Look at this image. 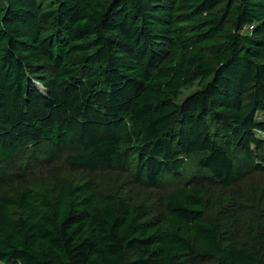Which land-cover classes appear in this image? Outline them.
<instances>
[{
  "label": "trees",
  "instance_id": "obj_1",
  "mask_svg": "<svg viewBox=\"0 0 264 264\" xmlns=\"http://www.w3.org/2000/svg\"><path fill=\"white\" fill-rule=\"evenodd\" d=\"M258 113L264 0H0V264H264Z\"/></svg>",
  "mask_w": 264,
  "mask_h": 264
},
{
  "label": "rangeland",
  "instance_id": "obj_2",
  "mask_svg": "<svg viewBox=\"0 0 264 264\" xmlns=\"http://www.w3.org/2000/svg\"><path fill=\"white\" fill-rule=\"evenodd\" d=\"M199 85L195 82L193 85L185 87L182 89L180 93V99L191 93L192 91L196 90ZM257 121L264 122V113H258L256 117ZM258 138L264 141V133L257 131L255 132ZM43 151V150H42ZM42 155V154H41ZM44 156V155H42ZM36 162V161H35ZM55 164H59L58 162L52 161L49 166H53ZM11 169L6 171V175L9 176ZM3 174V173H2ZM4 175V174H3ZM28 176H23L17 179H7L5 180L6 186H13L16 183L26 182ZM94 179L101 183L106 189L111 190V188L115 190H125L129 191L132 195L138 198H144L148 196V192L144 191L143 188L136 184L133 180L130 171H113L107 173L105 170H101L97 174L94 175ZM18 183V184H19ZM213 192L216 196H223L228 198L229 194V202L232 208L241 209L242 206H245L246 212L244 215L240 216L238 230L242 240L249 241V236L254 233L253 222H256L255 214L259 211L255 206L253 201V197L257 198L258 195L264 193V174H257V173H247L242 181L239 183V193H229L227 190H222L220 187L217 186L214 181L210 182ZM155 194L154 192H150V195ZM234 194L237 195L238 200L241 203L233 202ZM144 196V197H143ZM262 204V203H260Z\"/></svg>",
  "mask_w": 264,
  "mask_h": 264
},
{
  "label": "built area",
  "instance_id": "obj_3",
  "mask_svg": "<svg viewBox=\"0 0 264 264\" xmlns=\"http://www.w3.org/2000/svg\"><path fill=\"white\" fill-rule=\"evenodd\" d=\"M245 29H247V27H245Z\"/></svg>",
  "mask_w": 264,
  "mask_h": 264
}]
</instances>
